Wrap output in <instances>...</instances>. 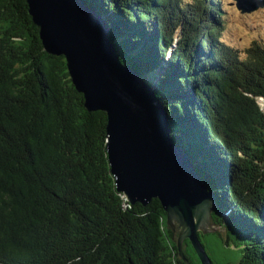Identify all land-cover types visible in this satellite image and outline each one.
Returning a JSON list of instances; mask_svg holds the SVG:
<instances>
[{
    "label": "trees",
    "instance_id": "16d2710c",
    "mask_svg": "<svg viewBox=\"0 0 264 264\" xmlns=\"http://www.w3.org/2000/svg\"><path fill=\"white\" fill-rule=\"evenodd\" d=\"M89 1L216 191L229 231L200 233L209 257L264 264V41L227 43L221 0ZM107 139L25 0H0V264H202L158 201L118 191Z\"/></svg>",
    "mask_w": 264,
    "mask_h": 264
},
{
    "label": "water",
    "instance_id": "95a60500",
    "mask_svg": "<svg viewBox=\"0 0 264 264\" xmlns=\"http://www.w3.org/2000/svg\"><path fill=\"white\" fill-rule=\"evenodd\" d=\"M235 1L243 13L264 7V0ZM25 2L45 51L65 57L86 109L107 118L108 159L118 191L131 204L158 201L181 257L189 240L202 264H214L200 233L227 239L216 191L173 138L167 106L115 45L105 14L89 0Z\"/></svg>",
    "mask_w": 264,
    "mask_h": 264
},
{
    "label": "rangeland",
    "instance_id": "374dc122",
    "mask_svg": "<svg viewBox=\"0 0 264 264\" xmlns=\"http://www.w3.org/2000/svg\"><path fill=\"white\" fill-rule=\"evenodd\" d=\"M226 12V30L223 39L243 50L253 41H264V7L243 13L235 0H221Z\"/></svg>",
    "mask_w": 264,
    "mask_h": 264
},
{
    "label": "bare ground",
    "instance_id": "6f19581e",
    "mask_svg": "<svg viewBox=\"0 0 264 264\" xmlns=\"http://www.w3.org/2000/svg\"><path fill=\"white\" fill-rule=\"evenodd\" d=\"M262 102V101H261Z\"/></svg>",
    "mask_w": 264,
    "mask_h": 264
}]
</instances>
